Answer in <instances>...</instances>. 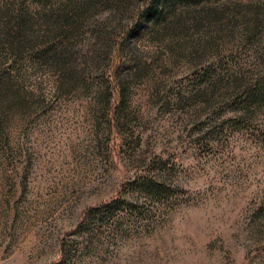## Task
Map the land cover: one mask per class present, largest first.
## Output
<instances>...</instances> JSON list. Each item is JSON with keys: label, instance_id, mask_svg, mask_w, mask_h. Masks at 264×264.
I'll list each match as a JSON object with an SVG mask.
<instances>
[{"label": "rangeland", "instance_id": "obj_1", "mask_svg": "<svg viewBox=\"0 0 264 264\" xmlns=\"http://www.w3.org/2000/svg\"><path fill=\"white\" fill-rule=\"evenodd\" d=\"M87 1L60 66L0 46V264H264V0Z\"/></svg>", "mask_w": 264, "mask_h": 264}, {"label": "trees", "instance_id": "obj_2", "mask_svg": "<svg viewBox=\"0 0 264 264\" xmlns=\"http://www.w3.org/2000/svg\"><path fill=\"white\" fill-rule=\"evenodd\" d=\"M57 3L59 4V13L54 15ZM87 3H89V6L88 4L85 6L86 10L92 8L94 5L92 0H88ZM168 3L169 0H153L149 7L144 8L138 24L139 29L150 21H154L157 15L162 13L160 9H166ZM72 7L75 10L74 14L81 16L80 12L83 9L81 4L77 3V0H0L1 48L4 47L5 53L14 57H18L25 50L32 51L36 58L48 67L63 63L62 61H64L68 53V45L65 41L68 37L66 24H72L70 23L73 18L71 16L72 11L70 10ZM57 37L59 38L58 41H56ZM122 41L124 42L125 40L123 39ZM122 73V70L118 73L117 79L119 84H117V89L115 88L118 91V98L121 99L120 106L124 104V100L127 97L126 88L124 87L125 78H122L124 77ZM6 75H8V72H6ZM9 81L4 80V90L7 92L11 90L15 91V87L12 86L14 84ZM255 87L246 96V99L250 100V105L264 103V82L261 81ZM17 93L19 96L20 94L23 95L19 89ZM5 94L9 96L8 93ZM112 95L113 93L111 92L109 97L106 98L108 103L112 100ZM117 116L118 118H116ZM121 117L120 111L118 114L114 111L110 126L115 125V119L118 121ZM134 182L138 184L139 190L143 194L146 193L151 198L169 197V188L166 186V183L152 178L150 172L147 175H145L144 171L137 173ZM119 206L118 201L115 200L93 212L107 215L113 213Z\"/></svg>", "mask_w": 264, "mask_h": 264}]
</instances>
